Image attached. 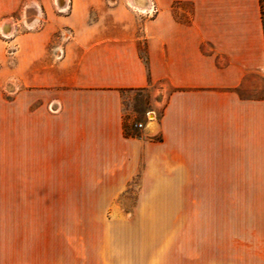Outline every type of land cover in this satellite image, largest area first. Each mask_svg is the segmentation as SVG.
<instances>
[{
  "label": "crops",
  "instance_id": "0c3cea01",
  "mask_svg": "<svg viewBox=\"0 0 264 264\" xmlns=\"http://www.w3.org/2000/svg\"><path fill=\"white\" fill-rule=\"evenodd\" d=\"M135 2L0 0V264H80L81 208L129 191L199 209L201 258L264 264L261 0ZM141 90L148 117L125 119Z\"/></svg>",
  "mask_w": 264,
  "mask_h": 264
},
{
  "label": "rangeland",
  "instance_id": "374dc122",
  "mask_svg": "<svg viewBox=\"0 0 264 264\" xmlns=\"http://www.w3.org/2000/svg\"><path fill=\"white\" fill-rule=\"evenodd\" d=\"M3 23L13 32L9 37L1 32L2 37L11 39L36 27L39 20L32 11L22 18L18 14L5 18ZM124 100L125 119L148 117L153 105L147 90L128 92ZM153 196L148 207L132 206L137 193L129 191L127 207L81 208L80 264H215L210 251L201 258L199 209H185L182 199L174 200L167 192ZM224 246L223 264H230V246Z\"/></svg>",
  "mask_w": 264,
  "mask_h": 264
},
{
  "label": "built area",
  "instance_id": "2783aa9c",
  "mask_svg": "<svg viewBox=\"0 0 264 264\" xmlns=\"http://www.w3.org/2000/svg\"><path fill=\"white\" fill-rule=\"evenodd\" d=\"M145 1L147 2V6H145L143 8H137L134 5H131V6L133 8H135L136 10H138L139 12L143 13V14H149V13L152 12V6H151V3H150V0H145ZM63 9L64 8H62V10ZM150 9H151V12H150ZM3 27H4V32L2 31ZM1 32H2V34H3L4 37H9V36L12 35L13 30H12V28L10 27V25L8 23H3L1 25ZM137 127L138 128H142L143 125L139 124Z\"/></svg>",
  "mask_w": 264,
  "mask_h": 264
},
{
  "label": "bare ground",
  "instance_id": "6f19581e",
  "mask_svg": "<svg viewBox=\"0 0 264 264\" xmlns=\"http://www.w3.org/2000/svg\"><path fill=\"white\" fill-rule=\"evenodd\" d=\"M135 4L137 8H143L145 4V0H136Z\"/></svg>",
  "mask_w": 264,
  "mask_h": 264
},
{
  "label": "trees",
  "instance_id": "16d2710c",
  "mask_svg": "<svg viewBox=\"0 0 264 264\" xmlns=\"http://www.w3.org/2000/svg\"><path fill=\"white\" fill-rule=\"evenodd\" d=\"M261 9H262V16H263V23H264V0H261Z\"/></svg>",
  "mask_w": 264,
  "mask_h": 264
},
{
  "label": "water",
  "instance_id": "95a60500",
  "mask_svg": "<svg viewBox=\"0 0 264 264\" xmlns=\"http://www.w3.org/2000/svg\"><path fill=\"white\" fill-rule=\"evenodd\" d=\"M147 6V2L145 1L144 7Z\"/></svg>",
  "mask_w": 264,
  "mask_h": 264
}]
</instances>
